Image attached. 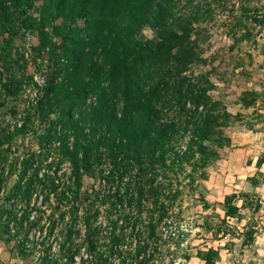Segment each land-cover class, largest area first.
<instances>
[{
	"label": "trees",
	"instance_id": "16d2710c",
	"mask_svg": "<svg viewBox=\"0 0 264 264\" xmlns=\"http://www.w3.org/2000/svg\"><path fill=\"white\" fill-rule=\"evenodd\" d=\"M175 1L0 0L1 31L9 34L3 50L10 51L14 35L20 29L39 30L40 48H49L56 67L27 120L13 131L5 129L0 136L2 147L26 134L34 117L38 116L44 124L39 134L40 153L34 152L24 160L16 185L20 188L25 185V195L30 196L41 184L48 192L46 202L52 194L60 202L72 199L68 212L76 221L84 178L93 176L106 161L112 166L107 178L123 180L137 166L140 176L147 177L159 168L187 162L194 164V170H202L203 179L208 178L210 163L222 158L221 150L232 145L225 129L234 120L243 118V113H233L223 101L212 97L210 92L216 85L209 77L201 75L194 79L188 74L191 65L203 60L192 38L197 17L176 22ZM36 10L39 16L31 13ZM245 15L247 21L240 23L243 32L235 43L255 39V29L264 28V12L256 9ZM147 26L157 31L156 38H143ZM55 36L61 39L60 44L53 41ZM260 97L259 91L248 89L238 104L250 108ZM188 133L187 145L179 153ZM53 147L60 153L58 160L54 158L47 163L43 177L39 168H34L26 178L34 159L48 161ZM172 153L176 154L174 158ZM65 162L70 166L66 182L57 177ZM263 162L264 157L258 160V165ZM156 176L147 178L148 184L142 182L138 188L141 198L154 195L155 211L141 231L147 241L139 244L130 264H158L155 260L158 246L151 240L169 218L171 206L180 195L178 189L171 193L173 201L169 205L161 200L164 186L153 185ZM251 178L258 182L255 176ZM3 180L0 176V193ZM238 199H243L242 206L237 205ZM260 206L249 194H228L223 202L222 222L242 219L241 209L257 210ZM83 221L91 264H107L117 252L121 254L123 239L114 237L110 248L100 251L91 232V217L86 215ZM54 230L55 222L49 234ZM69 231L68 240L72 228ZM75 232L80 234L79 230ZM210 232L218 236L226 233V229L218 225ZM254 232L253 228L247 232L244 245L252 242ZM65 246L66 243L62 248ZM72 248L68 249L67 264L76 262L77 251ZM196 256L204 264H217L221 259L220 250L213 247L199 249ZM44 260L48 261L47 257ZM48 264L58 263L52 260ZM121 264H129L127 258Z\"/></svg>",
	"mask_w": 264,
	"mask_h": 264
},
{
	"label": "rangeland",
	"instance_id": "374dc122",
	"mask_svg": "<svg viewBox=\"0 0 264 264\" xmlns=\"http://www.w3.org/2000/svg\"><path fill=\"white\" fill-rule=\"evenodd\" d=\"M175 9L176 22L197 17L193 23L192 38L203 60L191 65L188 74L194 79L206 75L216 85L210 92L215 100L223 101L233 113L242 109L243 118L234 120L225 129L226 134L233 139L236 132H245L251 125L259 124L258 129H264V116H260L263 113L258 110L264 103V28L255 29V39L235 43V38L243 32L240 23L247 21L245 14L256 9L264 12V0H176ZM31 13L39 16L37 10ZM8 37L9 34H4L0 26V136L5 129L13 131L27 120V115L33 112V105L37 104L41 96L43 86L53 77L56 68L49 48H40L39 30L20 29L14 35L10 51L5 52L3 44L7 43ZM156 37L157 31L149 26L144 29L143 38ZM53 41L61 43L57 36L53 37ZM255 88H260L261 93L255 106L246 109L239 106L238 101L243 92ZM43 125L38 116L34 117L26 134L0 147V176L4 179L0 193V264H48L52 260L67 264V253L71 246L72 251H77L74 264H91L83 221L86 215L91 217V232L100 251H107L114 237L124 241L121 254L117 252L107 264H121L125 258L130 264L139 244L143 245L144 240L147 241L141 231L155 211L154 195L147 194L141 198L138 188L140 183L148 184L147 178L152 179L156 175L157 180L153 185L164 186L161 200L168 205L173 201L171 193L177 189L180 192L171 206L169 220L172 224L167 219L151 240L158 246L157 263L174 264L183 259L188 264L200 247L219 249L222 260L227 264H235L239 260L245 248L244 239L252 228L249 213L242 215L246 218L245 222L227 219V224H224L223 204L207 202L203 193L202 170H194L192 162L159 168L149 172L147 177L140 176L137 166L121 180L107 178L112 166L106 161L93 176H85L83 194L79 200L81 210L76 221L75 216L68 212L73 205L72 199L60 202L58 196L52 194L50 201L46 202L48 192L41 184L37 186L38 189L34 188L30 196L25 195V185L22 188L16 185L24 160L34 152L40 153L39 134L43 132ZM189 138L190 133L186 134L183 146L178 149L179 153L184 151ZM247 140L248 137L244 136L235 143H246ZM50 149L51 158L44 162H37L35 158V164L32 162L34 165L26 178L33 173L34 168H39L40 177H43L48 170L47 163L54 158L58 160L60 153L55 147ZM230 150L232 147L221 150L223 159L230 154ZM175 156L172 153L171 157ZM219 161L222 162L220 159L212 161L209 167L216 166ZM211 168L215 170V167ZM69 173L70 166L65 162L59 168L57 177L66 182ZM157 218L158 213L155 212L154 222ZM54 222L55 230L50 235ZM185 223L190 227H201V232H190L187 248H180L168 235L171 231L179 232L180 225ZM166 225L171 226L168 228L169 233L164 231ZM218 225H224L226 233L214 236L210 230ZM70 228L73 233L68 240ZM64 243L66 246L63 249ZM45 257L48 261L44 260Z\"/></svg>",
	"mask_w": 264,
	"mask_h": 264
},
{
	"label": "crops",
	"instance_id": "0c3cea01",
	"mask_svg": "<svg viewBox=\"0 0 264 264\" xmlns=\"http://www.w3.org/2000/svg\"><path fill=\"white\" fill-rule=\"evenodd\" d=\"M254 90L259 91L260 88ZM238 105L242 106L241 104ZM258 105L260 106L259 103ZM258 110L264 114V103ZM259 126V124L251 125L245 132L241 130L236 132L232 139L230 154L226 155L224 159L223 157L220 158L224 164L219 161L216 162L218 164L215 163L216 166H210L208 178L203 181V193L206 195L209 204L216 201L223 204L225 196L232 193L249 194L261 204L257 210L254 208L241 209L243 216L249 213L248 218L252 220L251 227L255 232L252 242L245 245L243 254L238 257L239 260L235 264H264V162L261 166L258 165V160L264 157V129H258ZM244 136L248 137L246 143L240 142L236 145L235 142ZM211 167H215V170H212ZM254 176L258 182L251 178ZM242 204L243 199H238L237 205L242 206ZM236 219L233 218V220ZM245 220L246 218L243 217L237 219V222L242 223ZM255 220L257 221L255 222ZM208 248L210 247H200L199 249ZM196 253L188 260V264H204V261L199 259ZM217 264H227L225 260H222V254Z\"/></svg>",
	"mask_w": 264,
	"mask_h": 264
},
{
	"label": "built area",
	"instance_id": "2783aa9c",
	"mask_svg": "<svg viewBox=\"0 0 264 264\" xmlns=\"http://www.w3.org/2000/svg\"><path fill=\"white\" fill-rule=\"evenodd\" d=\"M168 223L172 224V221L169 220L168 218ZM171 226H165L164 227V231L166 233H169L168 228H170ZM196 228V229H195ZM190 232H201V227H190L188 225V223L185 224H181L180 225V229L179 232L177 233H171L168 235L169 238L173 239L176 241L177 246L180 248L186 247L188 246V238H189V233ZM174 264H187L186 260L183 259H179L178 261H175Z\"/></svg>",
	"mask_w": 264,
	"mask_h": 264
}]
</instances>
